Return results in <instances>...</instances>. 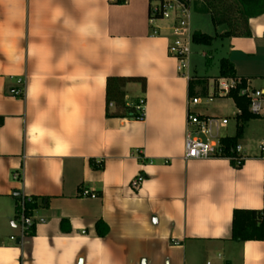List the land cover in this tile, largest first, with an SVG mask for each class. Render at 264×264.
<instances>
[{
  "label": "crops",
  "instance_id": "1",
  "mask_svg": "<svg viewBox=\"0 0 264 264\" xmlns=\"http://www.w3.org/2000/svg\"><path fill=\"white\" fill-rule=\"evenodd\" d=\"M160 1L0 0V264H264V241L230 239L234 209L264 207V119L246 124L241 166L185 157L190 65L169 54L172 20L150 23ZM249 25L222 45L263 90L264 14ZM110 75L146 78L142 95L126 86L128 103L145 98L143 120L106 116ZM198 114L219 121L218 140L235 134L228 117ZM16 191L39 197L34 235Z\"/></svg>",
  "mask_w": 264,
  "mask_h": 264
},
{
  "label": "trees",
  "instance_id": "2",
  "mask_svg": "<svg viewBox=\"0 0 264 264\" xmlns=\"http://www.w3.org/2000/svg\"><path fill=\"white\" fill-rule=\"evenodd\" d=\"M123 2L124 0H118ZM192 8L198 13L208 14L213 25L217 28L225 26L223 32L210 35L201 31L192 34V43L197 45L211 46L216 39L232 37H250L251 30L249 21L251 18L264 14V0H195ZM221 78L236 79V87L232 88L225 97L234 101L237 108L235 116L236 132L233 136L219 138L220 152L222 157L232 158L238 156L237 145L244 138L246 124L253 119H264V113L258 114L250 110V98L242 95L241 90L247 86V78L238 77L233 62L223 57L219 61V75L214 78V86ZM129 83H139L142 92L146 89V78L143 76H118L110 75L106 78V116L114 118H128L132 120H143L144 111H137L135 103H128L126 98V86ZM209 79L200 76H191L188 81V98L193 97H215L209 95ZM197 88L199 90H197ZM20 96H23L21 93ZM145 105V98H142ZM204 119L207 116L200 115ZM4 124V117L0 115V127ZM264 158V151L262 152ZM142 162L147 160L142 159ZM93 168H102V163L97 164L94 159L90 160ZM20 179V176H18ZM264 189V185H263ZM23 201L24 215L26 218L34 217L35 211L41 206L38 196L20 195L17 198L16 218L19 220L20 204ZM108 230L103 221L97 222V230L101 236ZM35 225L31 226L26 236L34 235ZM231 240L236 242L264 241V207L262 209L236 208L232 214Z\"/></svg>",
  "mask_w": 264,
  "mask_h": 264
},
{
  "label": "built area",
  "instance_id": "3",
  "mask_svg": "<svg viewBox=\"0 0 264 264\" xmlns=\"http://www.w3.org/2000/svg\"><path fill=\"white\" fill-rule=\"evenodd\" d=\"M157 19H169L173 24L171 27L172 40L169 44V54L176 58L179 62V70L187 67L189 64V55L191 54L192 32L190 28V5L189 0H161L158 5L150 8V23L153 24ZM236 79L221 78L217 81V87L221 93H228L232 88L236 87ZM22 90L15 91L16 95H20ZM242 95L250 98V110L254 113H264V89H252L247 81V86L241 90ZM200 97L190 98L187 110V135L185 140V157L187 159H203L218 155L220 152L218 136L212 133L214 125L219 122L216 118H200L199 114L192 110V106L200 104ZM139 112L144 111V102L140 100L136 105ZM228 120L223 119L222 124H227ZM264 151V144L261 147ZM236 151L238 156L232 158L236 166H241L245 160V156L241 154V147L237 145ZM231 159V158H230ZM18 178V175H14ZM139 179H135L132 183L134 188H138ZM82 195L96 197L95 193L89 190H82ZM19 223L22 234L26 236L30 227L36 224L34 217L26 218L24 215L23 201L20 204Z\"/></svg>",
  "mask_w": 264,
  "mask_h": 264
},
{
  "label": "rangeland",
  "instance_id": "4",
  "mask_svg": "<svg viewBox=\"0 0 264 264\" xmlns=\"http://www.w3.org/2000/svg\"><path fill=\"white\" fill-rule=\"evenodd\" d=\"M191 19L190 26L191 31H201L210 35H215L216 32H223L225 26L215 27L212 23L211 17L208 14L198 13L190 9ZM226 40L216 39L212 46L197 45L191 43V54L189 55V68H185L190 76H200L209 79V93L210 95L214 92V78L219 75V61L221 58L226 57L225 47L222 45ZM206 53L207 55H205ZM133 88V91L129 92L130 96L142 95V89L137 83ZM256 86H264L263 82H256ZM212 96V95H211ZM192 110L195 113H201L212 116V117H228L230 120L229 129H234L236 126L235 116L237 113V108L230 98L218 96V97H201V103L192 106ZM225 132L222 131L221 135ZM252 149L255 151H260L258 144H252Z\"/></svg>",
  "mask_w": 264,
  "mask_h": 264
},
{
  "label": "water",
  "instance_id": "5",
  "mask_svg": "<svg viewBox=\"0 0 264 264\" xmlns=\"http://www.w3.org/2000/svg\"><path fill=\"white\" fill-rule=\"evenodd\" d=\"M14 195H16V196H20V192L19 191H16V192H14Z\"/></svg>",
  "mask_w": 264,
  "mask_h": 264
}]
</instances>
